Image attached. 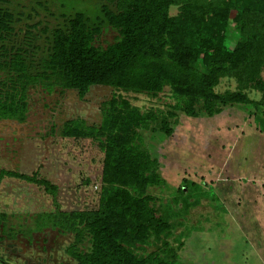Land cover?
I'll return each mask as SVG.
<instances>
[{"label": "trees", "instance_id": "trees-1", "mask_svg": "<svg viewBox=\"0 0 264 264\" xmlns=\"http://www.w3.org/2000/svg\"><path fill=\"white\" fill-rule=\"evenodd\" d=\"M103 2L96 21L75 11L50 27L0 0V120L25 122L33 87L76 90L80 98L97 85L118 91L101 102L98 123L75 117L60 131L64 138L91 139L103 153L97 207L63 209L58 185L37 171L1 168L0 183L21 179L51 196L53 208L36 212L23 234L50 229L70 235L63 251L74 263L58 264H177L183 241L170 243L174 220L149 192L166 180L144 134L171 135L179 113L213 116L226 106L264 107V0ZM102 25L117 32L105 46L96 44ZM223 79L234 81V88L218 91ZM164 91L171 101L167 110L142 111L121 94L156 97ZM253 91L260 96L252 98ZM185 192L180 185L173 203L188 209L197 202L185 200ZM7 221L0 212L2 231L14 237L19 230ZM0 262L8 264L1 255Z\"/></svg>", "mask_w": 264, "mask_h": 264}, {"label": "rangeland", "instance_id": "rangeland-1", "mask_svg": "<svg viewBox=\"0 0 264 264\" xmlns=\"http://www.w3.org/2000/svg\"><path fill=\"white\" fill-rule=\"evenodd\" d=\"M103 3L6 0L5 5L21 12L24 19L42 20L53 27L62 23V14L75 11L96 21ZM176 12L171 8L172 14ZM116 35L114 29L102 25L96 44L105 46ZM234 86V81L223 79L217 90ZM115 92L97 85L80 98L76 90L47 93L30 88L26 121L0 120V169L37 171L38 177L58 185L57 198L63 209L97 207L103 153L91 139L64 138L60 131L64 121L75 117L98 123L101 102ZM121 94L142 111L167 110L171 102L167 91L156 97ZM250 96L260 94L253 91ZM144 136L166 180L164 186H150L149 192L174 220L170 243L178 246L183 241L177 264H264V107L226 106L213 116L179 113L171 135L148 132ZM180 185L186 189L185 200L197 202L188 209L173 203ZM52 208V198L43 187L10 177L1 181L0 212L8 214L9 227L19 230L9 237L0 227V255L8 264L74 263L63 251L70 235L50 229L23 234L33 225L36 212ZM152 249L145 247L144 253Z\"/></svg>", "mask_w": 264, "mask_h": 264}, {"label": "crops", "instance_id": "crops-1", "mask_svg": "<svg viewBox=\"0 0 264 264\" xmlns=\"http://www.w3.org/2000/svg\"><path fill=\"white\" fill-rule=\"evenodd\" d=\"M101 174V173H100Z\"/></svg>", "mask_w": 264, "mask_h": 264}]
</instances>
